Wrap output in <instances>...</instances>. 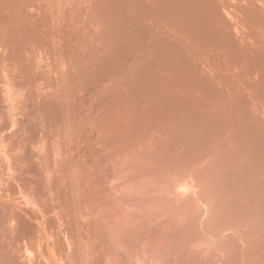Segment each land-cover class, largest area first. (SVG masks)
Listing matches in <instances>:
<instances>
[{
	"label": "rangeland",
	"instance_id": "1",
	"mask_svg": "<svg viewBox=\"0 0 264 264\" xmlns=\"http://www.w3.org/2000/svg\"><path fill=\"white\" fill-rule=\"evenodd\" d=\"M222 1L225 18L231 23L229 16L233 17L232 19L236 21L231 25L236 27V22L243 20L247 6L255 0H220L219 2ZM94 2L95 0H33L27 9L29 13L37 17L46 14L45 16H50L56 22L54 35L52 30L51 34L57 44H53L55 42L53 39L50 41V33L48 39L53 46L57 45V48L54 46V49L49 42L51 45L48 43L44 51L47 50L46 52L50 54L49 56L47 54L50 60L40 62L37 57L36 75L33 74L35 77L29 79L30 87L33 88L28 85L26 86L30 89L19 86L24 80L18 79L14 74L17 73L14 72L16 68H8L10 73L6 74L10 78L8 81L10 83L15 80L14 78L17 79L13 82L14 87L16 86L13 88L16 94H22V99L34 94L32 95L34 98H31L33 102L40 103L45 97L50 100V104L52 102V106H48L49 108L51 106L48 115L50 122L42 121L50 127H44L48 133H45L43 127L38 126L34 136V142H37L34 144L38 147L35 150L36 154L39 149H44L43 152L48 153L41 152L48 160L47 175L40 173L44 168L40 170L38 167L36 175L31 178L34 184L37 178L41 183H36L39 186L35 184L38 188L32 184L31 188L34 186V189L29 190V193L34 191V197L38 195L35 201L40 200V196L45 198H41L43 202L40 200L43 207L50 201L51 207L55 208L54 211L52 210L53 213L50 211L46 214L49 220L50 218L54 220L45 223L48 225L45 226L47 229L45 230L48 237H53L51 239L54 243L61 241V246H58L61 248L58 252L56 250V257L64 259V264H70L69 248L64 243V236L68 237L69 226L75 217V213L72 212L73 216L70 213L74 210V206L69 207L73 204L71 203L73 200L70 201L69 191L73 178L80 175L78 177L82 178V182L80 179L79 181L85 187H82L85 194L83 198L81 197V202L79 201L80 204L82 203L79 205L82 206L79 208L80 218L84 219L81 222L86 223L93 219L96 222L101 220L103 215L106 218L108 214L114 219V216L116 217L120 212L119 215L123 218L135 220L136 224L144 226L145 230L140 233L141 235L146 234V229L149 230L150 225H159L157 228L161 226L160 229L171 226L172 232L178 230L177 234L174 233L176 236H171L168 235L170 231L162 235L164 229L162 231L159 229L161 239L155 247L157 257L152 251L149 255L146 254L147 257L144 255L146 259L144 256L134 258V264H183V262L264 264L263 246L258 242L254 231L258 224L257 218L252 217L253 212L245 211L244 207L240 209L239 202L230 198L224 165L216 164L215 159L210 158L208 154V151H214L215 146L222 148L224 133L222 114L207 111L208 109L202 105L203 97L198 94H195V97L184 95L185 98L182 94L179 95V90L185 89L186 92V87L203 89L210 87L212 80L215 79V73L222 71L223 62L205 63L204 61L200 65L196 64L199 73L197 69L196 72L192 71L196 68L195 64V68L189 64L192 67L190 69L192 75L187 78L185 70L189 72L187 69L189 65L180 61L183 57L182 51L178 50V45L175 43L176 33L165 27L167 24L170 25L169 21L159 19L162 27L156 30L134 27L132 29L128 25L135 22L122 15H113L109 11L98 16L91 14L90 8L95 4ZM96 4L101 6V9L109 10L108 2L102 3L101 0H97ZM254 4L258 13L260 12V19L252 21V25L258 24V26L253 25L254 31L259 29V32L263 29L260 34L256 33V42L257 40L260 42L259 38L261 40L264 37V0H257ZM208 52L210 53L206 49L204 51L201 49L197 54L208 57ZM160 53H167L169 56L181 54L182 58L179 59L175 55L177 58L175 62L173 58L172 62L178 66L182 62V65H187L186 69L180 70L182 73L179 72L180 76L177 77L178 72L171 73L169 70L172 62L163 63V60L171 56L166 58L164 56L163 62L156 61L155 55ZM176 59H179L177 60L179 64L176 63ZM183 61L185 62V59ZM166 63L169 65H165ZM236 67L241 68V65ZM2 75L0 73V79L6 77ZM11 75L14 76L13 80ZM1 85L5 83L2 82ZM188 91L190 92L189 88ZM192 91L193 89L190 95ZM197 95L200 98H197ZM35 96L38 99H35ZM219 98L223 100L221 93ZM32 101V107L36 106ZM262 105H259L261 113L264 111ZM61 112L62 116H60ZM36 114L37 110L33 115L40 116L39 113V116ZM35 120L38 122L39 119L35 117ZM41 120L42 118L38 124ZM42 131L45 135H42L44 134ZM36 160L38 164L39 159ZM17 174L15 176L19 175ZM40 177H43L41 178L43 182ZM46 178L48 183L43 184V179L47 182ZM6 181V186L10 188L0 185V189L7 188L6 193L11 192L9 196H12L11 199L14 198L13 201L15 200L16 203L22 201L21 190L27 193V196L33 195L28 194L29 186L28 189L24 185L21 186L20 181L8 179ZM184 189L189 191L183 194ZM60 195L62 199L58 198ZM52 200L56 202L53 203ZM55 212L58 214L62 212V216L57 214L62 219L59 220L61 223L54 215ZM110 217L108 216L107 219H111ZM116 218L114 222L117 221ZM32 223L36 228V222L32 221ZM185 225L189 229L184 232ZM80 232L82 234L76 236L80 235L84 239L87 230ZM37 233L24 240L25 244L28 242L35 249L38 244L41 249L46 248V242L43 240L41 243V234ZM154 234L158 235L156 232ZM56 236H59L58 239ZM171 238L176 239L172 242ZM101 241H97L96 244L97 264L115 263V255H113L115 253L109 251L105 240ZM34 252L36 253V250Z\"/></svg>",
	"mask_w": 264,
	"mask_h": 264
},
{
	"label": "bare ground",
	"instance_id": "2",
	"mask_svg": "<svg viewBox=\"0 0 264 264\" xmlns=\"http://www.w3.org/2000/svg\"><path fill=\"white\" fill-rule=\"evenodd\" d=\"M32 1L33 0H0V73L1 75L3 74L2 77H5L6 74L10 73V69L8 70V68H16L14 72L16 71L17 73L14 74L18 77V79L20 78L25 82H22L19 85L22 88L27 87L26 85L30 87L29 79L33 78V74L36 75L35 70L37 69V57L39 58L38 60H40V62L48 60V56L50 54L46 52L47 50L44 51L46 49L44 47L52 39L53 42L55 41L52 36V34L54 35L55 32V20L51 19V17L48 15L45 16L46 14L44 15L43 13L42 14L44 16L39 15L40 17L29 13L27 9ZM101 1L102 3L108 2L109 10H104V8L101 9V6H97V0H95V4H93V6L90 8L91 14L98 16L100 13L103 15V12L107 13L105 11H109L113 15H122L132 20V22H135L134 24L131 23V25H128L130 28L134 27L144 30H156L162 27L159 19L162 18L169 21L170 25L167 24L165 27L174 30L176 33L177 37L175 38V43L178 45V50L182 51H179V53L181 52L185 62L183 61L184 59L180 57L181 54L178 56L179 53H176L175 55L178 58H182L179 59L184 64L187 63L188 65H193L192 67L195 68L194 64L200 65L202 62L204 63V61L205 63H214L218 61L223 62L224 66L222 71H219L217 74L215 73V79L212 80L210 87L207 89L196 87L197 90L196 88L186 87V92L185 89H180L179 95L182 94L183 96L185 95L187 97H195V94H198L200 97H203L202 105L208 109L207 111L210 110L212 112L222 114L224 120L222 148L215 146L214 151H208V154H210V158L215 159L214 162L216 164L219 163L224 165V174L227 181L230 198L234 200L236 199L239 202L240 209L244 207L245 209H243L245 211L247 210L250 213L253 212V214L251 213V215H253L252 217L257 218V220L256 218H253L258 222L254 231L258 242H260V245L262 244L261 246H263L262 251L264 252V120H262V118L264 119V115L262 114L264 111L261 113V108H259V105L261 104L264 106V41H261L262 39L264 40V35L262 32L261 35H263V38L261 40L259 38L261 35L258 37L260 42H258V40L257 42L261 44L259 45L256 42V33L260 34L259 32H261L263 29L261 28L262 30L259 32V29L254 31V26H258V24H253L254 26L252 25V21H259L260 19V12L258 13V10L254 4L257 0L253 1L254 3L250 2V5L248 3L249 6H247V10H245L246 13L243 20H238L239 22H236V27L233 25L234 28L231 23L235 22L236 20L232 19L233 17L229 16V13L228 16L232 22L230 23L228 18H225V15L223 14L225 7L223 6V1L219 2L220 0ZM125 27L128 28L127 25H125ZM259 27L261 26L259 25ZM48 35L51 37L50 41L48 39ZM53 44H57L56 41ZM53 44V48L54 46H57H53ZM193 49H198L199 51H201V49L203 51L206 49L207 51H210V53L208 52V57H204L197 54L199 52L198 50L197 52ZM192 50L195 52V54ZM161 54L162 53L158 55L161 58L163 57L162 59L159 58L158 55H155V58H157L156 61H164L163 63L172 62L174 58L175 62V58H177L175 55H170V57L167 53ZM164 56L165 58L170 57L172 60H169L170 58H166L169 61H166V59L163 60ZM179 59H176L177 64L180 63L179 61V63L177 62ZM181 63V66L174 65L173 62L172 65L171 63L170 65L169 63H166L165 65L170 66L169 70L171 73L172 71L182 73V71L186 69L187 65L185 66L182 65L183 63ZM190 65L187 67L189 72L185 70V73L187 72V78L188 76L190 77L192 75V71L196 72L197 69L196 65L195 70L192 69V71H190L192 68ZM238 65H241V68H239V66L237 69L236 66ZM6 71L8 72L6 73ZM198 71L199 69H197V72ZM180 73L176 76H180ZM8 75L5 77L8 78L6 80L5 78H1L4 79L5 82L0 81V185L3 187L6 186L7 179L9 181H20L22 184L21 186L24 185L25 188L29 186L28 188L30 189L27 188L28 194L33 195L27 196V193L25 194L21 190L23 193H21L22 201L16 203L15 200L13 201L14 198L11 199L12 196H9L11 192L10 194L6 193V190L9 187L8 185V187L6 186V189L2 188L5 191H1L2 189H0V264H64V259L62 260V258L60 259L59 257H56L58 249L61 248L58 247L61 246V241L57 240L58 242L54 243L51 239L52 236L48 237L46 232L47 229L45 227L48 226V222H50L52 219L50 218L49 220V216L46 214H48V212L50 213V211L53 213L52 210L54 211L55 208L51 207L52 205L49 203L50 201H48V203L46 202L47 205L43 207V203H41L42 205L40 204L41 201L43 202V200H41L42 197L40 196L41 201L37 200V202L35 200L38 195L36 196L35 194L36 197H34V191L29 193V190L34 189L36 183H41L38 181L39 178H35L37 181L35 180L34 184V181H32L33 178H31L37 172V168L39 167L41 170L42 168L46 169L49 166L46 156L44 155L43 157L41 153L45 151L44 149H39L36 154L35 150L38 149V147L35 146L37 142H34V136L35 131H38V126L50 128L46 125L47 123L44 124L42 121H49L48 115H50L49 111H51L50 108L52 106V102L50 104V100L47 97L43 98V101L40 103H37V101L33 102L32 99L34 97L32 95L34 94H29V98L26 97V99H22V94H16L17 92L14 91L16 86L14 87L13 82H15L17 79L14 78L15 80L13 82L11 81L12 83H10L8 82L10 79ZM13 77L11 80H13ZM2 82L5 83V85H1ZM188 88L190 92L193 89L191 95L188 91ZM182 90L189 95H186L185 93L183 94V92L180 93ZM220 93L223 95V100L219 98ZM198 95L197 98H200ZM36 96L35 99H38ZM31 101L33 104L35 103L36 106L32 107ZM260 101H262V103ZM63 102L64 101L62 100V103ZM56 104H58V102ZM49 105H51L50 108L48 107ZM64 107L65 105L63 108ZM36 110V115L39 116L40 114L42 118L41 123L39 124L38 122H40L39 120L41 119L40 116H35L36 119H39L38 122H36L37 120H35L33 115ZM62 110L63 109L61 108V111ZM262 110H264V108ZM259 113L263 116H261ZM61 114L62 112L60 113V116H62ZM62 125L64 124L62 123ZM45 128V133H48ZM42 132L44 133V131ZM45 133L42 135H45ZM38 140H40V137ZM216 141L217 140H215V142ZM43 153L46 154L47 152ZM36 158L39 159L40 164L39 162L36 164ZM44 169L42 170L43 172L41 171L40 173H45V175H47V169L45 171ZM16 173L19 175L17 174L18 176H15ZM26 175H28V177ZM42 176L45 178L44 174ZM76 176L78 177L80 175ZM76 176L73 178V181H71V191H69V193L71 192V195L69 194L71 196L70 201L73 200L71 202L73 204L69 202L71 204L69 207L73 208L72 206H74V210L66 206L72 210L70 212L72 216L73 213H75V217L69 226L70 236H64L65 242L63 241L69 248L70 264H97L98 254L96 255V253L98 249L96 248V244L97 241L101 240H105L109 251L111 250L115 253L113 254L115 255V263L112 264H134V258H138L139 256L141 258L144 255L146 256V254L149 255V253L152 251V254H156L155 256L157 257L158 253L155 251V247L160 243L161 236L159 234H161L162 229H164H160L161 226L157 228L159 225H150V227L148 226L149 230L146 229V234L141 235L140 233L145 230L143 228L144 226L136 224V222H134L135 220L131 221L125 217L123 218V216L119 215L120 212L118 213V211L117 213L122 219L119 218L117 214L115 215H117L118 218H116L117 216H114V219H112L113 217H110V214H108L107 217L109 216L111 219H107V217L105 218L103 215V218L101 220H96V222L94 219L91 221L89 218L88 219L90 221L87 220L89 222H81L84 219L81 220L80 218L81 209L79 208H82V206L79 205L82 204H80V202L83 198L82 196L85 194H83L84 190L82 189L85 187H83V183H81L82 178H76ZM43 177H40V180ZM43 180V184L48 183L47 178V182H45V179ZM1 182L3 183L1 184ZM32 184H34V186L31 188ZM39 191H41V189H39ZM43 191L44 190H42V192ZM188 191L189 189H184L182 193L185 194ZM67 196L68 195H66V197ZM58 198L62 199V196L60 195ZM55 202L53 201V203ZM244 205H246L247 208ZM47 206H49V208ZM63 211L64 210H62V212ZM120 211L123 214V211ZM62 212H59L60 216H62ZM254 212L257 216L254 215ZM57 214L58 212H55L54 215L57 216L58 221L62 220L61 217L58 216L59 214ZM128 216L129 215H127V217ZM79 218L80 223L78 222ZM115 218L117 221L114 222ZM53 220H51V222ZM32 221H34V223L36 222V228ZM46 222L47 224L45 225ZM59 223H61V221H59ZM82 224L84 226H82ZM252 224L253 223L251 221V225ZM184 227V232L186 229H189L186 225ZM170 228L172 227L170 226ZM170 228L165 227L162 235H164L166 231H170L168 235L170 234L171 236H176V232L178 230L174 229L175 231L172 232ZM85 229L87 230V233L85 232ZM159 229L161 231H159ZM34 231L38 232L37 234H41L40 241L41 243L43 240L46 242V248L41 249L38 244L35 249L32 244L29 245L28 242L25 244L24 240L30 238V236L35 233ZM80 231L85 232L86 237H84V239H87H82V236L80 235V237L76 236L78 234H82ZM155 232L158 235L154 234ZM60 234L61 233H59V235ZM58 237L56 236V239H58ZM69 237L72 239V241L68 239ZM174 239L172 240L171 238V241L174 242ZM70 241L72 242V245ZM34 250H36V253ZM154 251L156 253H154ZM113 255L111 254V256ZM110 259H112V257H110ZM183 264L192 263L183 262Z\"/></svg>",
	"mask_w": 264,
	"mask_h": 264
}]
</instances>
